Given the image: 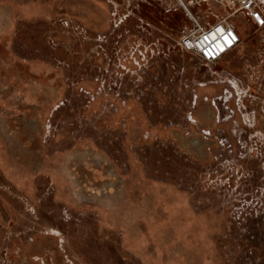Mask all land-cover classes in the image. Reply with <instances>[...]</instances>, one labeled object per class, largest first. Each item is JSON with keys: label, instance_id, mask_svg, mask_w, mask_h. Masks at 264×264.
<instances>
[{"label": "rangeland", "instance_id": "rangeland-1", "mask_svg": "<svg viewBox=\"0 0 264 264\" xmlns=\"http://www.w3.org/2000/svg\"><path fill=\"white\" fill-rule=\"evenodd\" d=\"M24 1L0 0L24 18L15 45L66 82L41 120L44 152H102L129 203L118 214L77 205L62 175L13 167L0 140V264H19L20 249L44 235L60 244L65 264H264V138L252 114L216 165L180 151L170 131L189 123L181 107L190 109L194 82L227 74L224 63L181 49L192 21L178 2L118 0L108 2L113 18H74L44 11L41 0L31 9L41 17H25ZM211 3L190 10L211 22L229 11ZM230 22L241 41L228 63L264 54V25L241 13ZM246 88L238 90L264 100V86Z\"/></svg>", "mask_w": 264, "mask_h": 264}, {"label": "flooded vegetation", "instance_id": "flooded-vegetation-1", "mask_svg": "<svg viewBox=\"0 0 264 264\" xmlns=\"http://www.w3.org/2000/svg\"><path fill=\"white\" fill-rule=\"evenodd\" d=\"M13 13L10 8L0 7V140L3 151L12 166L22 172L47 171L62 175L66 194L75 204L118 214L120 208L129 203L125 195L126 181L107 156L83 147L72 148L59 159L44 152L40 139L44 129L41 120L61 101L66 82L54 64L32 62L22 57L23 48L15 45L14 35L24 18H13ZM225 55L214 61L217 65L224 63L227 74L218 79L195 81L190 109L181 107V114L186 115L190 124L182 122L170 130L180 151L197 160L211 157L214 165L226 156L223 146L229 145L231 150L234 147L232 138L236 139L237 130L240 134L247 132L249 114H252L250 127L258 129L264 138V100L257 94L239 91L242 83L248 90L250 86H264V54L256 58L250 56L251 61L245 58L238 66L228 63ZM42 255L49 256L50 264L67 262L56 239L44 235L33 238L25 249H20L18 263L43 264Z\"/></svg>", "mask_w": 264, "mask_h": 264}, {"label": "built area", "instance_id": "built-area-1", "mask_svg": "<svg viewBox=\"0 0 264 264\" xmlns=\"http://www.w3.org/2000/svg\"><path fill=\"white\" fill-rule=\"evenodd\" d=\"M117 4L118 0H110ZM186 11L192 27L182 28L179 45L182 50L197 54L205 61H214L225 55L240 42V35L230 22L233 14L241 13L256 26L264 25V0H176ZM215 4L229 10L214 21L196 17L191 7ZM211 6V5H209ZM190 10V11H189Z\"/></svg>", "mask_w": 264, "mask_h": 264}, {"label": "crops", "instance_id": "crops-1", "mask_svg": "<svg viewBox=\"0 0 264 264\" xmlns=\"http://www.w3.org/2000/svg\"><path fill=\"white\" fill-rule=\"evenodd\" d=\"M32 1L33 3H30ZM34 1L36 0L24 1L27 9L25 10V12H23L24 14L22 15H25V17H41L39 13L38 15H35L33 10H31L33 9L32 7L35 6ZM108 2L112 4L110 0H41L38 1V6L44 8V11H49L58 15H64L74 18H113L110 16ZM14 5L15 4H13V7ZM0 7L5 6L0 5ZM114 14V12H111V15ZM43 16L48 17V15Z\"/></svg>", "mask_w": 264, "mask_h": 264}]
</instances>
